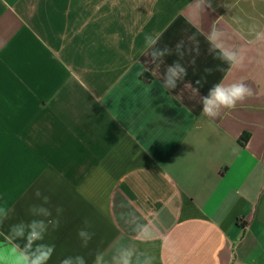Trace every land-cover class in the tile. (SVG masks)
<instances>
[{"label":"crops","instance_id":"obj_1","mask_svg":"<svg viewBox=\"0 0 264 264\" xmlns=\"http://www.w3.org/2000/svg\"><path fill=\"white\" fill-rule=\"evenodd\" d=\"M241 81L251 96L202 113ZM48 247L46 264H264V0H0V264Z\"/></svg>","mask_w":264,"mask_h":264},{"label":"clouds","instance_id":"obj_2","mask_svg":"<svg viewBox=\"0 0 264 264\" xmlns=\"http://www.w3.org/2000/svg\"><path fill=\"white\" fill-rule=\"evenodd\" d=\"M219 35L220 34L214 29L211 35L208 37L209 42L213 45V47L209 49L210 52L214 51L215 48L220 47V45L215 43ZM192 39H195V36H193ZM167 52V48H165L163 52L154 50L150 54L152 61L155 62ZM218 58L224 62H228L231 64L236 63V53L234 52L222 50ZM186 75L187 70L178 62H175L173 65L169 66L165 72L164 87L168 89H175L177 86V81L183 79V77ZM199 83L200 82L197 81V84ZM193 91L198 92L199 90L194 89ZM251 95L252 91L250 87L242 81L229 85L216 83L208 90V93L206 95L200 98L202 113L208 117H217L220 114L221 109H234L238 102H243ZM79 235L81 237H87L88 239H90V236H87V233H85L84 231H81ZM39 238V233H37L36 231H32L30 233L29 243ZM52 251L53 248L48 247L46 251L38 250V254L33 256L21 254L23 264H46V261L51 257ZM64 264H69V262L65 261ZM79 264H83L82 259H80ZM119 264H130V260L128 258H124L119 262Z\"/></svg>","mask_w":264,"mask_h":264},{"label":"trees","instance_id":"obj_3","mask_svg":"<svg viewBox=\"0 0 264 264\" xmlns=\"http://www.w3.org/2000/svg\"><path fill=\"white\" fill-rule=\"evenodd\" d=\"M247 140V134H245L242 138H241V143L244 144L245 141Z\"/></svg>","mask_w":264,"mask_h":264}]
</instances>
